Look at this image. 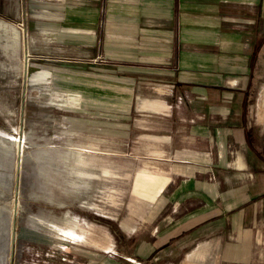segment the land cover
Here are the masks:
<instances>
[{"label":"rangeland","instance_id":"1","mask_svg":"<svg viewBox=\"0 0 264 264\" xmlns=\"http://www.w3.org/2000/svg\"><path fill=\"white\" fill-rule=\"evenodd\" d=\"M81 4L0 0V264H149L134 249L152 231L160 193L143 202L136 179L169 176L176 187L184 179L177 165L196 176L209 168L201 143L157 158L139 137L150 130L130 127L144 116L131 114L130 95L115 88L128 85L117 83L109 37L101 53L81 31ZM99 10L102 17L101 2ZM252 71L245 115L264 162V44ZM243 153V169L215 167L224 200L230 188L245 199L251 152ZM236 232L215 233L168 264L197 247L192 264H264V219Z\"/></svg>","mask_w":264,"mask_h":264},{"label":"crops","instance_id":"2","mask_svg":"<svg viewBox=\"0 0 264 264\" xmlns=\"http://www.w3.org/2000/svg\"><path fill=\"white\" fill-rule=\"evenodd\" d=\"M81 3L76 9L81 31L92 37L101 53V38L109 37L115 54L112 66L120 78L117 83L128 85L115 88L120 96L130 95L131 114L144 116L134 117L130 127L150 130L139 137L149 141L157 158L168 156L169 147L201 143L205 148L201 159L209 167L196 176L177 165L176 176L182 174L184 179L176 187L169 184V176L150 173L136 179L134 193L143 202L151 203L160 195L153 203L152 231L139 239L134 255L149 264L174 263L215 233L229 238L242 225L262 222L264 162L256 149L245 144L239 113L264 44V0ZM260 36L263 43L251 64L250 53ZM141 97L149 100L138 103ZM245 127L249 128L246 116ZM245 150L251 152L245 158L250 169L246 170L245 199L230 188V198L224 200L228 190H219L215 167L243 169ZM183 151L179 148L172 154L177 158ZM200 251L197 247L181 264H192Z\"/></svg>","mask_w":264,"mask_h":264},{"label":"trees","instance_id":"3","mask_svg":"<svg viewBox=\"0 0 264 264\" xmlns=\"http://www.w3.org/2000/svg\"><path fill=\"white\" fill-rule=\"evenodd\" d=\"M263 36H260L259 38H257V40H255V43L253 44V48H252V51L250 53V62L251 64L254 63L255 61V54L258 50V48L260 47V45L263 43ZM247 97L246 95L243 94L242 98H241V109H240V113H239V116H240V119H241V124H240V127L244 130V142L245 144L251 149V150H254V146L252 145L253 144V140H255V137L254 135L251 133V131L249 129H246L245 127V113H246V105H247ZM256 155L263 159L261 157V153L255 151Z\"/></svg>","mask_w":264,"mask_h":264}]
</instances>
